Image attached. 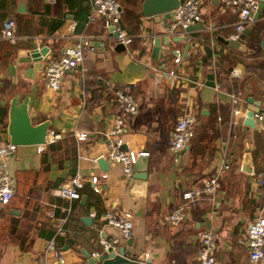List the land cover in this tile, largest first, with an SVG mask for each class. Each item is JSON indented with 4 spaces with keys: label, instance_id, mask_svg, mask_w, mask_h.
<instances>
[{
    "label": "crops",
    "instance_id": "0c3cea01",
    "mask_svg": "<svg viewBox=\"0 0 264 264\" xmlns=\"http://www.w3.org/2000/svg\"><path fill=\"white\" fill-rule=\"evenodd\" d=\"M141 1L118 0L121 26L131 40L116 48L119 40L104 16L85 23L90 0H0V21L11 17L15 28L12 41L0 37V141L8 140L12 96L26 98L31 123L46 120V135L59 133L39 150L37 143H16L6 159L14 189L9 201L0 203V264H90L84 253L101 250L100 237L118 235L117 227L103 219L109 208L131 211V233L119 235L114 248L123 246L126 256L154 264H198V234L210 227L220 264H262L249 259L245 227L264 212V184L255 178L257 173L264 178V125L255 120V126H245L242 119L249 104L264 107V0L258 18L241 32V47L217 37H232L236 20V12L219 0H201L203 27L195 36L167 42L164 24L169 20L144 16ZM130 10L139 13L132 24L125 20ZM48 39L47 59L75 40L93 44L84 47L81 65L64 71L57 88L43 82L47 59L40 68L21 60ZM177 49L180 60L174 62ZM172 66L180 77L164 73ZM210 79L212 85L206 83ZM117 87L130 90L138 104L135 114L123 113V147L133 155L130 175L105 157V131L121 112L113 92ZM237 90L241 95L232 101L230 93ZM233 107L239 111L233 113ZM184 111L195 115L194 132L181 152H172L167 140ZM80 130L86 131L82 138L77 137ZM99 156L105 165L97 162ZM74 173L82 180L77 198L52 193ZM212 173H217L215 191L183 196ZM177 205L183 216L173 223L167 213ZM50 236L61 261L45 247Z\"/></svg>",
    "mask_w": 264,
    "mask_h": 264
},
{
    "label": "built area",
    "instance_id": "2783aa9c",
    "mask_svg": "<svg viewBox=\"0 0 264 264\" xmlns=\"http://www.w3.org/2000/svg\"><path fill=\"white\" fill-rule=\"evenodd\" d=\"M52 2L53 0H48ZM222 6L231 7L236 12V20L234 22L235 32L232 37L240 36L244 26L253 21L254 12L257 10L259 0H219ZM201 0H180L177 7L172 10V19L164 26L166 33L183 34L185 26L201 20L202 13L200 9ZM98 16H104L107 25H113L111 31H116L118 40L127 44L131 40V36L126 33L120 24L121 9L118 0H90L89 11L86 15L85 23L93 22ZM75 22L71 23L74 26ZM14 20L6 17L0 21V37L9 41L14 39ZM88 45L93 48V44L83 39L75 40L63 46L58 56L47 59L42 66L43 82L46 86L57 88L64 71L68 68L81 65L84 57V47ZM180 60L179 50L173 57V61ZM232 73H236L237 69L232 68ZM164 73L173 77H180L175 67L164 69ZM114 98L117 105L121 109L120 113L112 116L110 127L105 131L107 136V150L105 157L121 163L123 172L130 175L133 171V155L123 147L125 130V118L123 113L133 115L137 111V100L133 93L127 88L117 87L113 90ZM241 95V91L230 93L232 101H237ZM239 108L233 107L232 112L236 113ZM254 120H258L264 125V107H258L253 111ZM195 115L191 111H184L179 114L174 122L171 134L167 140V146L170 151L177 152L187 144L194 132ZM86 131L77 132V137L82 138ZM59 137V133L52 132L48 135L44 133L43 141L37 143L36 149L39 150L42 144ZM15 143L9 140L0 141V203H5L13 193L14 178L6 168V159L13 152ZM146 150H140L138 153L144 154ZM95 159V157H94ZM102 176L105 173H101ZM259 184H264V178L261 173L255 175ZM82 180L77 173L68 176L59 181L51 189L52 193L60 195L66 199L77 198L80 194ZM217 185V173H212L204 178L200 186L189 187L183 191L184 197L195 198L201 192H213ZM94 189L98 186L95 184ZM103 219L106 223L117 227L118 235L100 237L101 250L114 249L120 236H128L132 229V214L128 209L109 208L103 212ZM183 216L181 206L173 207L168 213L167 218L176 223ZM199 244L197 248L198 264H220L214 255L216 246L215 233L212 228L204 227L199 231ZM246 244L248 248V256L252 262L264 264V212H258L252 217L245 227ZM46 249L50 250L57 261L62 260V255L54 243L53 236L47 238L45 242ZM101 250L92 251V256H97Z\"/></svg>",
    "mask_w": 264,
    "mask_h": 264
},
{
    "label": "water",
    "instance_id": "95a60500",
    "mask_svg": "<svg viewBox=\"0 0 264 264\" xmlns=\"http://www.w3.org/2000/svg\"><path fill=\"white\" fill-rule=\"evenodd\" d=\"M180 0H142L140 4V11L144 16H153L155 19H172V10L178 6ZM263 2L259 0L257 10L254 12L253 18H258L260 11L262 10ZM167 23V22H166ZM164 24V26L166 25ZM113 25H108V30L110 34L116 35V31H111ZM203 27V22L201 20L196 21L193 24L185 26L186 33H176L169 36V33H166L163 36V41L167 42L169 39H187L189 35L195 36L197 34V29ZM160 37V36H159ZM159 37H156L153 40V43L159 44ZM217 37L227 43L232 47H241L242 35L239 37H225L217 35ZM189 44V41H187ZM260 44L264 47V35L260 38ZM51 46V40H45L42 44L38 46H32L29 48L24 57L21 60L30 61V67L40 68L43 61L48 58V49ZM125 44L122 41L116 42V48H124ZM159 50V49H158ZM159 55H162V51H158ZM48 54V55H47ZM207 77L211 78L212 74L208 73ZM206 83L213 84L212 79L207 80ZM248 101H252L251 96H247ZM256 107H253L251 104L247 106L244 112L242 122L245 126H255V120L253 117V111L256 110ZM7 123L6 131L8 133V140L13 143H39L43 141V135L45 133L46 120H40L36 123H31L29 116L26 111V98L21 97L20 100H17L16 96L10 98L7 110ZM187 145V144H186ZM185 145V146H186ZM181 148L179 151L181 152ZM97 162L104 163L106 159L103 156L97 157ZM83 219L86 222L91 221V217L84 216ZM123 246H118V248L104 250L100 252L97 256H92L89 251H86L84 254L87 257V262L90 264L99 261V264H113L117 262H130L133 264H154L149 261V259H139L126 256L124 254Z\"/></svg>",
    "mask_w": 264,
    "mask_h": 264
},
{
    "label": "trees",
    "instance_id": "16d2710c",
    "mask_svg": "<svg viewBox=\"0 0 264 264\" xmlns=\"http://www.w3.org/2000/svg\"><path fill=\"white\" fill-rule=\"evenodd\" d=\"M130 3H132V4L135 5L136 2H130ZM125 12H126V11H125ZM128 13H129V15H126V16H128V17H127V18L125 17V20H126V19H129V21H130L131 24H132V21H133V20H136V16L139 15V13H137V12H135V11H132V10H130ZM130 22H129V23H130ZM120 24L124 27V25H123V23H122V14H121V16H120ZM128 28H129V27H128ZM12 195H13V193H12ZM12 195L10 196V198L12 197ZM10 198H9V199H10ZM9 199H8L7 201H9ZM7 201H6V202H7ZM6 202H5V203H6Z\"/></svg>",
    "mask_w": 264,
    "mask_h": 264
}]
</instances>
